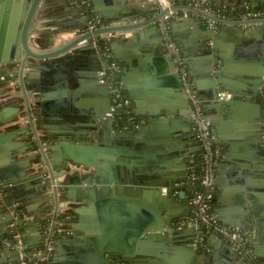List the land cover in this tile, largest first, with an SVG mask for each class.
Returning <instances> with one entry per match:
<instances>
[{
  "label": "crops",
  "instance_id": "1",
  "mask_svg": "<svg viewBox=\"0 0 264 264\" xmlns=\"http://www.w3.org/2000/svg\"><path fill=\"white\" fill-rule=\"evenodd\" d=\"M193 1L174 0L173 6L178 13L169 18H161L152 0H94L89 2L90 9L84 10V17H90L88 23L100 19L106 28H124L99 37L107 40L118 62L116 57L120 55L124 57L123 60L126 58L134 63V69L127 63L120 65L119 74L124 93L131 100V112L148 113L160 106L175 112L169 119H192V114L180 115L181 109L187 111L189 107L175 101L171 97V90L174 93V89L168 83L159 82L158 71H152L155 57L167 54L168 48V55L174 56L178 69L180 66L186 69L190 91L201 104L204 102L197 89L206 90L207 78L196 50L198 42L192 36L190 26H186L187 19L199 17L195 10L186 7ZM230 1L232 4L227 0H214L225 5L230 12L243 9L238 5L240 0ZM242 3L244 8H253L252 4H257L256 8L261 7L258 0ZM29 5L28 2L25 7L23 0H0V36L4 30L0 58L8 57L9 60L12 50L6 51V45L14 27L15 13L24 16ZM184 11L188 12L187 16ZM233 13L235 15L236 12ZM105 14L112 19L105 17ZM211 15L221 20L211 22L210 26L216 29V44L220 49L216 51L226 55L230 74L241 83L240 79L246 78L249 70L264 69V20L257 24L216 13ZM25 22L18 19L15 27L22 30ZM239 26L245 32L242 37H234L235 29ZM88 32L87 27L83 34ZM172 35L177 37L176 41H171V48L168 40ZM75 36L59 5L54 1L47 3L41 0L32 19L28 51L20 45L19 60L10 59L6 64L0 62V170H10L25 163L19 171L30 178L25 182L30 186L24 189L22 196L28 205L27 212L32 215L27 219H37L35 226L39 229L32 225L25 226L26 247L30 250L41 248L46 242L43 231L50 228L53 230L54 246L51 264H96L94 251L105 243L121 245L129 252L132 250L130 257L136 264H184L185 261L190 264L189 257L194 259V264H246L223 238L210 235L206 245L200 247L196 228L191 230L193 227L179 228L176 225L179 218L192 212L187 194L185 199L180 198V193L175 194L176 198L171 202V209L176 214L175 221L161 233L163 237L149 242L127 240V232L134 229L126 225V219L130 214L139 215L144 210L142 206H128L126 200L129 194L126 190L92 194L85 191L84 196L76 191L71 194L73 178L78 176L80 179L97 165L107 168L111 162H122L121 158L127 153L138 155L146 163L155 160L158 170L171 176L170 183L185 180L188 163L183 164V157L190 158L199 148L194 124L179 125L180 128L168 133H164L167 127H158V135H150L151 143L147 148L145 144L112 146L103 143L105 129L99 117H96V109L105 107L106 100L87 84L86 58L77 56L69 60L70 63L66 62L67 65L62 63L56 66L44 65L49 59L39 58L58 50L63 44L77 38ZM219 64L223 65L222 59ZM122 67L125 69L122 70ZM2 69L5 71L1 73ZM125 81L127 86L124 85ZM263 87L264 83L256 88L245 83L242 85V91L258 90L259 96L252 103L246 102L247 97L243 98L238 118L229 120L214 112L210 115L205 113L211 122L215 143L223 152L215 180L214 212L224 225L239 227L252 237L254 251L259 250L255 255L260 260H264V113L256 101L264 109L261 100ZM185 95L189 99L188 91H185ZM131 97H136L135 105ZM191 107L193 109L192 104ZM59 113L69 117L56 115ZM93 114L97 121L90 123L88 119ZM65 132L71 133L73 138L79 137L87 147H91L89 153L84 155L93 165L90 169L72 166L62 152L54 156L56 144L53 139ZM94 187L95 190L101 189L98 184ZM110 188L113 186L110 185ZM36 213L40 214L39 218H36ZM60 215H64L62 220ZM66 219L69 221L64 222ZM172 228L177 230L174 236L169 234ZM190 246L200 256L195 254L192 257ZM14 249L8 241L0 243V264L18 263V254Z\"/></svg>",
  "mask_w": 264,
  "mask_h": 264
},
{
  "label": "water",
  "instance_id": "2",
  "mask_svg": "<svg viewBox=\"0 0 264 264\" xmlns=\"http://www.w3.org/2000/svg\"><path fill=\"white\" fill-rule=\"evenodd\" d=\"M24 6L26 7L28 2L30 3L29 9L24 16H19L18 13H15L13 19V28L8 35L6 51L12 50L9 60L20 58L19 47L20 45L27 49L28 36L31 31L32 19L34 14L38 10V5H40L41 0H23ZM45 2L54 1L60 7V12L66 19L70 22L72 30L75 32L74 40L63 44L58 50L49 52L43 57L48 62H44V65H60L66 64L69 60H74L77 56H82L86 58L85 63L87 65V72L85 77L87 79V84L89 87L93 88L96 92L101 94L106 100V106H102L100 109H96L98 112L96 117H99L101 120L100 124L104 125L105 129V139L103 143L107 145H118V144H132V145H144L146 148L150 145V135H158L156 133L158 127H163L168 130H165L168 133L169 131H174L180 126H194L197 125L195 119H182L174 120L169 119L168 117L175 112L169 111L165 107L158 106L157 109H151L148 113L132 112L134 115L137 114L139 120H137L141 125L138 128L132 130V126L128 125L127 129H118L114 124V120L106 117V113L111 110V96H110V85L108 82L104 81L103 72L108 71V62L105 57L100 56L96 44L93 43V38L95 36H100L105 33L115 32L116 30H123L124 28L113 29L111 27L99 28L93 32H88L84 35L83 31L88 27V20L90 17H84L83 13L85 9H90L89 2L94 0H44ZM156 10H159L161 18L165 17L168 12V9L158 8L157 4L152 0ZM174 2V0H172ZM214 2V0H209ZM242 2H249V0H240ZM261 4V7H264V0H258ZM228 3L232 4L230 0H227ZM240 8H244L242 4ZM257 4H252V7L255 8ZM175 7V6H174ZM190 10H195L199 15L198 18H189L187 19V25L190 26V31L192 36L198 42V48L196 49L199 56L201 57V68L206 75L207 81L206 90L202 91L200 88L197 89L199 95L203 99L202 107L204 113L210 115L214 112L217 115H222L226 119L233 120L237 117L241 109V101H244L243 98H246V102H254V98L259 96L258 90L256 92H244L241 90L242 85L245 83L249 87L256 88L261 86L264 83V69L256 68L255 71H250L246 75V78L240 79L241 83L230 74L229 65L226 61V55L216 50H220L216 44L215 28L210 26L211 22L221 21L217 17L205 13L199 8L194 6H186ZM237 12V10H232ZM16 17V20H15ZM19 17V18H18ZM105 17L112 19L110 15L105 14ZM100 18H102L100 16ZM19 20H26L22 30L15 27L16 22ZM194 19V20H193ZM233 24H237L234 22ZM239 24V23H238ZM245 30L242 27L235 29L234 37H242ZM221 34V32H220ZM224 34V33H223ZM4 30L1 32L0 36V46L4 43ZM176 35H172L169 38V42L172 43L173 39L176 41ZM104 40H106L103 37ZM107 41V40H106ZM172 41V42H171ZM83 42V43H82ZM81 43V44H80ZM169 43V44H170ZM181 43V42H180ZM179 44V43H177ZM172 48V47H171ZM169 50V53H168ZM167 54L156 56L154 59V67L152 71H158L159 82L168 83L174 93L171 90V97L175 101L182 103L184 106L189 107V110L184 111L181 109V116H188L193 113L194 109L191 107V103L185 91L187 86H185L183 80L181 79L177 63L174 60L173 55L170 54V49L168 48ZM30 54V52L28 53ZM146 54V53H145ZM147 55V54H146ZM113 58H115L113 56ZM119 62V66L125 63L128 64L132 69H134V63L130 60H123V56L117 55L116 57ZM53 59V60H51ZM223 60V65L220 66L219 60ZM8 57L2 59L0 62H9ZM70 63V61H69ZM125 67H122L124 70ZM218 70V71H216ZM5 69L1 70V73ZM122 75V74H121ZM121 77V76H120ZM123 78V77H122ZM124 85L127 86V82H124ZM132 91V90H130ZM246 91V90H245ZM193 92V91H192ZM220 93L230 94V97L220 98ZM252 97V98H251ZM135 98L133 104L135 105ZM180 105V104H179ZM256 105L260 107L261 111L264 113L262 104L256 101ZM186 107V108H187ZM72 110V108H70ZM58 116L69 117L68 115L62 113L56 114ZM94 114L90 116V123L97 121L94 119ZM219 120V119H218ZM264 120V118H263ZM211 121H215L211 119ZM180 125V126H179ZM179 126V127H178ZM71 133H63L61 135L55 136L53 143L56 146L53 148L55 151L54 156H58L62 152L66 158L69 159V162L72 166L80 167L82 169H90L92 167L91 161H87L85 158V153H89L91 147H87L85 141L79 137H71ZM7 137V136H6ZM252 141V140H251ZM1 142V139H0ZM45 142V140L43 141ZM264 142V139H263ZM154 146V145H153ZM158 155V153H156ZM177 156V155H176ZM181 155H179L180 157ZM128 157L129 161H127ZM137 157V158H136ZM139 158V159H138ZM189 156L183 157V164L187 165V159ZM122 162H111L109 167H104L103 165H97L89 173L84 174L78 178H73L72 188H70L71 194L73 192H81L84 196L86 192L92 194L93 192H105L112 191L118 192L126 190L129 195L127 198L128 206L132 208L143 207L144 211H141L139 215L130 214L129 218L126 219V225H131L134 230H131L128 233V241L138 242L140 239L145 241H152L163 237L161 233L166 231V227L171 226L173 221H175L176 214L171 209V202H174L176 195L173 191L164 193L163 188L168 186L170 180L172 179L169 174L162 173V170H158V163L153 160L150 163H146L145 160L141 157L134 156L131 153L125 154L122 158ZM23 164L16 165L13 169L10 170H0V243L2 241H8L10 246L14 247V241L16 240L15 235L19 233L24 238V244L26 246V235L23 232L25 226L32 225L35 226L37 219H27L24 217H19L17 215L21 214L23 211H28L27 202H25L22 192L27 186H30L28 183H25L30 178L26 177L25 172L19 171L23 168ZM71 166H69L70 169ZM12 170V171H11ZM98 184L101 189L95 190L94 185ZM77 185V186H76ZM110 185L113 188H110ZM39 186V185H38ZM77 187V188H76ZM181 199L186 198L185 188L179 194ZM84 197H82L83 199ZM141 207V208H142ZM36 218H39L40 214H35ZM60 220L64 218V215L59 216ZM66 219L64 222H68ZM62 222V221H61ZM67 227V226H66ZM66 227H63L64 229ZM35 228L39 230L36 226ZM191 229V228H190ZM191 230H195L192 228ZM177 230L171 229L169 234L171 236L176 235ZM146 234V235H145ZM144 243V242H143ZM191 247L192 257L197 254V250ZM18 254L17 248L14 249ZM239 257L240 255L235 251ZM255 250L256 255H258ZM95 259H97L96 264H136L132 261L130 253L132 250L122 247L121 245L116 246L115 244L111 245L109 243L100 244L99 248L94 251ZM191 262L194 264L195 261L189 257ZM197 261V259H196ZM187 264V261L184 262Z\"/></svg>",
  "mask_w": 264,
  "mask_h": 264
},
{
  "label": "built area",
  "instance_id": "3",
  "mask_svg": "<svg viewBox=\"0 0 264 264\" xmlns=\"http://www.w3.org/2000/svg\"><path fill=\"white\" fill-rule=\"evenodd\" d=\"M158 8L168 9L166 18L175 16L178 13L174 8V2L172 0H154ZM190 5L199 8L208 14H217L224 17L233 15V12L223 4L211 2L209 0H195ZM187 16L188 12L184 11ZM242 21H262L264 20V9H252L246 7L243 11L239 12L237 16ZM104 23L100 19L90 20L88 23V30L93 32L99 28H103ZM101 36V35H100ZM98 36L93 38V43L100 54L106 58L108 62V71L103 72L104 81L110 85V92L112 97V106L109 113L111 118H115L117 112L120 109L125 110L128 115V121L132 126L139 127L140 123L136 120L137 116L130 110L131 100L124 93L123 85L119 79L120 66L117 60L113 58L110 47L108 44L101 46L98 43ZM172 43L169 44L172 47ZM181 78L187 86L186 91L189 93V100L193 105L192 118L196 120L195 137L198 143V147L202 150V168L201 172L195 170L192 165V156L188 160V175L185 180L171 182L168 186L163 188L164 193L173 191L175 194H179L185 188L186 194L189 197V202L192 207V212L189 215L179 218L176 221V225L179 228L193 227L199 231L197 244L200 247L206 245V241L210 235H216L226 240L231 247L236 250L244 259L246 264H264V260H260L256 257L254 251V242L250 235L243 232L239 227H230L224 225L216 215L213 209L216 189V174L217 166L220 159L223 156V152L220 147L215 143V135L212 132L211 122L204 113L203 107L196 95L190 91V82L188 74L183 66L179 67ZM220 98L230 97V94L220 93ZM262 99L264 103V87L262 90ZM193 184L195 187L187 193L189 185ZM19 217L31 218L32 215L27 211H23L17 215ZM43 233L46 237L45 244L36 250L28 249L24 244V238L17 233L15 235L14 247L18 250V263L17 264H51L54 246H53V230L44 229Z\"/></svg>",
  "mask_w": 264,
  "mask_h": 264
},
{
  "label": "trees",
  "instance_id": "4",
  "mask_svg": "<svg viewBox=\"0 0 264 264\" xmlns=\"http://www.w3.org/2000/svg\"><path fill=\"white\" fill-rule=\"evenodd\" d=\"M257 8L264 9L263 7H257ZM97 40H98L99 45H101L102 47L108 44V42L104 40L102 37H98ZM128 115L129 114L125 110L120 109L117 112L116 117H115L116 126L118 127L124 126V124L128 121ZM136 120H138V117L136 118ZM192 159H193L192 165L194 166L195 170H198L199 172H201L200 168H202L203 163H202V150L200 148L194 152ZM194 187L195 186L193 184L189 185L187 188V193L189 194L191 189L193 190Z\"/></svg>",
  "mask_w": 264,
  "mask_h": 264
},
{
  "label": "flooded vegetation",
  "instance_id": "5",
  "mask_svg": "<svg viewBox=\"0 0 264 264\" xmlns=\"http://www.w3.org/2000/svg\"><path fill=\"white\" fill-rule=\"evenodd\" d=\"M264 8V7H263ZM245 8H243V9H241L239 12H241V11H243ZM252 9H256V7L255 8H252ZM258 9V8H257ZM239 12H236L235 13V15H230L229 17H230V19H234V20H239V18L238 17H236L237 16V14L239 13ZM239 21H241V20H239ZM263 21V20H262ZM253 22V21H252ZM255 23H259V21L257 22L256 20L254 21ZM259 24H261V23H259ZM247 26H249V24H246ZM99 52V51H98ZM99 54H100V52H99ZM100 56H102L101 54H100ZM103 57V56H102ZM117 63H118V61H117ZM110 94H111V92H110ZM261 100L263 101V99L261 98ZM112 106V105H111ZM111 110V109H110ZM109 113L110 112H108V115H107V117H109V118H111L110 117V115H109ZM191 118H192V116H191ZM111 119H113L114 120V124H115V118H111ZM139 120V119H138ZM141 124V123H140ZM128 125H131L132 126V124L129 122V121H127L125 124H124V126H122V127H118V126H116V124H115V126H116V128H118V129H126L127 128V126ZM140 126V125H139ZM132 129H134V127L132 126L131 127ZM137 128V127H136ZM199 149V148H198ZM189 160V159H188ZM217 168H218V166H217ZM218 170V169H217ZM170 184V183H169Z\"/></svg>",
  "mask_w": 264,
  "mask_h": 264
}]
</instances>
